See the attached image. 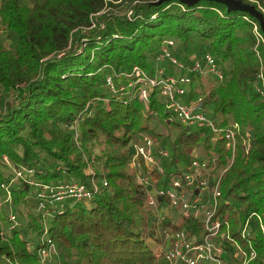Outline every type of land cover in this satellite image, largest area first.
Here are the masks:
<instances>
[{"label": "trees", "instance_id": "1", "mask_svg": "<svg viewBox=\"0 0 264 264\" xmlns=\"http://www.w3.org/2000/svg\"><path fill=\"white\" fill-rule=\"evenodd\" d=\"M118 1L0 0V23L9 41L0 39V212L8 216L12 204L18 210L31 204L30 179L87 184L90 163L96 180L109 185L87 202L68 201L46 219L45 244L56 246L54 259L61 264H170L154 256L148 241L172 225L156 226L155 212L146 207L145 192L131 172L135 145L141 135L153 138L171 152L167 166L198 155V149L201 157L218 155L219 165L227 166L232 151L225 139L174 120L158 91L151 93L155 117L138 98L109 93L105 77L134 66L152 75L162 41L172 38L178 48L188 51L193 45L199 55L211 53L221 64L223 81L202 89L201 79L187 101L203 94L201 107L216 127L239 126L233 162L221 178L218 215L242 244L247 240L239 230L251 218L250 239L258 257L249 264H264V237L251 217L264 218V88L257 76L259 70L264 76V44L257 45L253 32L256 25L264 36L259 20L209 0L194 6L180 0ZM240 1L264 17V0ZM122 7L125 12L117 10ZM177 45V57L187 61L190 57L181 58ZM4 156L15 170L34 173L18 178L15 170L4 169ZM33 207L36 212H29L10 236L0 223V264H42L36 251L44 246L45 219L38 204Z\"/></svg>", "mask_w": 264, "mask_h": 264}, {"label": "built area", "instance_id": "2", "mask_svg": "<svg viewBox=\"0 0 264 264\" xmlns=\"http://www.w3.org/2000/svg\"><path fill=\"white\" fill-rule=\"evenodd\" d=\"M128 13L130 16L131 12ZM253 32L257 45L264 44V36L257 30L256 25ZM175 48L174 39L162 41L156 57L157 68L152 75L139 66H134L127 73L112 71L105 77L108 92L112 95H131L138 98L144 108L157 117L150 109V103L151 93L158 91L164 98L165 109L174 120L185 127L208 128L215 138L227 141V147L233 155L227 166L219 165V156L215 154L207 158L190 156L188 162L181 160L167 166L165 162L171 160V152L163 145H158L153 138L140 136L141 143L135 145V155L131 161L135 170V182L145 192L146 206L155 212L156 226L161 228L166 222L173 226H164L148 241L154 256H163L170 264H232L236 260L237 264H249L258 257L250 239L253 233L251 218L239 230L241 238L247 240L246 244H242L232 236L231 224L218 215L217 209L222 196L221 178L233 162L237 144L236 129L239 126L231 124L230 127H216L201 107L203 94L195 101H187L190 89L201 83V75H209L214 82L223 81L221 64L207 52L183 61L177 57ZM162 63L167 66H162ZM257 76L264 88L261 70ZM122 79L126 83L121 82ZM77 139L78 134L74 140L80 147ZM87 170L91 175L87 184L73 179L56 185L28 180L34 187L37 211L45 219V235L41 238V245L44 246L36 251L42 264H61L54 259L57 254L56 246L52 243L45 244L48 239L46 219L52 218L53 212L63 209L68 201L87 202L109 185L106 180H96L95 170L90 163ZM32 171L15 170L18 178H24L25 173L33 174ZM251 217H256L264 237V218L256 213H252ZM10 219L14 223L16 216L11 215ZM194 224L196 227L189 230L188 227ZM225 255L229 257L228 261Z\"/></svg>", "mask_w": 264, "mask_h": 264}, {"label": "rangeland", "instance_id": "3", "mask_svg": "<svg viewBox=\"0 0 264 264\" xmlns=\"http://www.w3.org/2000/svg\"><path fill=\"white\" fill-rule=\"evenodd\" d=\"M121 1V0H120ZM118 1V2H120ZM107 10H110V8H107ZM117 10L119 11H122V12H125L126 10V7H122V8H117ZM104 12V11H102ZM100 12V13H102ZM129 12V11H128ZM127 12V13H128ZM131 12V11H130ZM129 14V13H128ZM0 21H1V17H0ZM0 39L1 41H3L4 43H6L8 45V42L7 39L5 38V34H4V26L0 23ZM3 29V31H2ZM175 44L177 45L176 41H175ZM177 49H180V57L181 58H184L185 56L187 55H190L191 51L195 50L197 53L198 52V49L196 47H194L193 45L190 46L189 50L188 51H185L184 49L180 48V45H179V48H178V45H177ZM162 66H167L165 65L164 63L161 64ZM170 69V68H169ZM170 72V71H169ZM200 78L202 79V83H201V87L203 89V87L207 88L209 85H211L213 83V78H211L209 75H201ZM200 128L196 127V126H192V130H199ZM165 130V129H164ZM204 136H213L211 131L206 128V127H203L202 129L199 130ZM165 133H167L165 131ZM197 154L200 156V153L201 151L198 149L197 150ZM187 158H185V161L188 162L189 159H190V156H186ZM4 159L2 160L3 162V165H5L7 167L4 168L6 171L8 172H14L15 168L12 166L11 162L9 161V159L7 160V158H5V156L3 157ZM202 158V157H201ZM130 167V166H129ZM132 167V166H131ZM130 167V168H131ZM131 172L135 175V170L133 168H131ZM33 194H35V192H33ZM30 198H28V201L31 202V204L28 203V205H25V204H22L20 207H19V210H18V207H16L15 205L13 206V204L11 205V207L9 209H7V214L8 216H4L3 212H0V223H1V229H2V233L5 235V236H10L13 232V230L15 228H19L20 225H22L23 223H25L28 219H29V212H33L35 213L36 212V209L35 207H33L34 204L37 203L36 199L34 196L30 195L29 196ZM36 202V203H35ZM147 207V206H146ZM147 209L150 210V208L147 207ZM11 215H15L16 216V220L15 222L13 223L10 219ZM154 220L156 218V216L154 215L153 216ZM152 218V220H153ZM14 227V228H13ZM25 235H22L21 237L23 238ZM28 240L31 239V237H28L27 238ZM30 249H32V245H30ZM225 257L227 258L226 260L228 261L229 260V257L225 255Z\"/></svg>", "mask_w": 264, "mask_h": 264}, {"label": "water", "instance_id": "4", "mask_svg": "<svg viewBox=\"0 0 264 264\" xmlns=\"http://www.w3.org/2000/svg\"><path fill=\"white\" fill-rule=\"evenodd\" d=\"M200 0H180L181 3H185L189 6H194ZM215 1L220 4H224L227 6L228 11H244L251 15V17L256 18L259 20L262 29L264 30V17L261 12L255 9V7L251 4L241 2L240 0H209Z\"/></svg>", "mask_w": 264, "mask_h": 264}, {"label": "crops", "instance_id": "5", "mask_svg": "<svg viewBox=\"0 0 264 264\" xmlns=\"http://www.w3.org/2000/svg\"><path fill=\"white\" fill-rule=\"evenodd\" d=\"M190 53H191V54H190V55H187V56H189V57H191V58H194V57H196V56H199V54H198L195 50L191 51Z\"/></svg>", "mask_w": 264, "mask_h": 264}]
</instances>
